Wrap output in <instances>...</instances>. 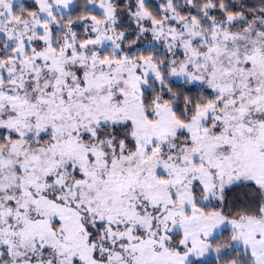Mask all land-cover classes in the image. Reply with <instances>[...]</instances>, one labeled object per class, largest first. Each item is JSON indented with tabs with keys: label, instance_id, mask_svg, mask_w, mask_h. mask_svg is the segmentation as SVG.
I'll list each match as a JSON object with an SVG mask.
<instances>
[{
	"label": "snow or ice",
	"instance_id": "1",
	"mask_svg": "<svg viewBox=\"0 0 264 264\" xmlns=\"http://www.w3.org/2000/svg\"><path fill=\"white\" fill-rule=\"evenodd\" d=\"M0 264H264V0H0Z\"/></svg>",
	"mask_w": 264,
	"mask_h": 264
}]
</instances>
